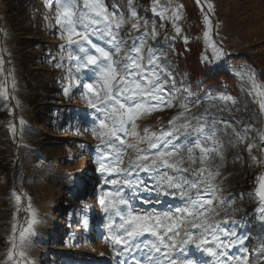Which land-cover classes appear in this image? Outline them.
<instances>
[{
	"label": "snow or ice",
	"instance_id": "snow-or-ice-1",
	"mask_svg": "<svg viewBox=\"0 0 264 264\" xmlns=\"http://www.w3.org/2000/svg\"><path fill=\"white\" fill-rule=\"evenodd\" d=\"M132 5L133 0H128V18L133 19L132 29L139 33L135 36L131 32L120 35L126 19L123 9L116 4L109 11L102 0H55L56 22L60 26L58 35L64 42L58 47L62 56L67 54L66 68L63 62L55 65L65 68L64 79L69 83L64 87V94L68 96L70 89L82 85L85 90L82 99L87 101L92 115L99 121L98 127L91 129L100 139L96 146L100 154L97 157L99 171L102 175L116 177L106 180L113 186V191L105 193L107 198L100 200L105 213L104 226L114 242V256L139 253L138 257L133 255L135 264H251L248 255L244 254L247 252L246 238L235 230L238 221L227 220V213L224 221H220L217 217L223 201L213 205L219 172L212 170L211 158L219 155L221 147L215 122L208 124L206 118L193 117L196 121L193 123L186 118L187 104H181L184 111L169 120L167 129L138 131L137 118L161 107H171L178 90L168 89L171 73L165 75L166 65L160 63L156 50L149 47L145 55L148 37L156 35L155 27L149 31L148 23L144 21V31L140 32L141 21ZM208 7L211 9L212 6ZM153 11H156L155 6ZM159 15L165 18L163 11ZM179 18L177 9L171 19L177 21ZM204 20L206 25L210 24L207 15ZM179 31L176 27V32ZM204 37L213 56L205 55L202 61L206 64L218 62L223 50L211 41L210 28L205 30ZM236 75L243 82L242 89L258 106L259 114L264 115V83L258 82L252 72L241 70ZM185 92L191 94L187 89ZM219 99L232 104L237 102L228 95H221ZM250 127L247 125L243 133H236L241 142L247 139ZM258 136L262 144L249 143L250 154L254 146L264 151V131L258 132ZM127 137L136 142L127 143ZM142 143L147 147H138ZM127 149H132L129 155L134 159L123 168L115 167L122 163ZM252 159L257 157L252 156ZM185 163L188 167L183 166ZM197 163L200 167H195ZM139 173L145 174L153 183L149 185ZM256 185L255 196L261 202V214L264 215V173L256 177ZM142 192L149 195L144 197ZM153 192L156 193L155 203H161L159 196L162 193L178 198L181 204L169 205L164 211L138 210L137 200L150 204ZM16 200L19 202V195ZM28 211L32 217L29 227L21 226L18 242L14 236L8 251L9 258L16 264H32L21 250L28 242L27 235L31 234L30 226L35 218L30 206ZM229 223L232 228L227 227ZM13 232H17L16 225H13ZM146 234L153 239H141ZM237 244L240 254L233 255L231 249ZM197 252L200 257L210 259L197 257ZM260 257L264 258V250ZM116 264H128V261L117 259Z\"/></svg>",
	"mask_w": 264,
	"mask_h": 264
},
{
	"label": "rangeland",
	"instance_id": "rangeland-1",
	"mask_svg": "<svg viewBox=\"0 0 264 264\" xmlns=\"http://www.w3.org/2000/svg\"><path fill=\"white\" fill-rule=\"evenodd\" d=\"M102 2L107 5L109 11L113 10V4H116L118 8L123 9L126 23L123 24L120 35H124L128 32H131L134 36L139 34L136 30L132 29V23L134 22L133 19L128 18V0H102ZM52 3L55 7V0H52ZM197 3V9L200 11V16L207 15L208 20L210 21V24L208 25H206L205 20L204 25L203 22H200L201 28L199 31V41L202 47L203 56L206 55L209 58L213 56L212 48L208 46V43L204 37V32L208 28H210L211 41L215 43L218 49L223 50L221 59L218 62L209 64L218 65L221 61L224 60V58H228L233 54L240 53L247 55L249 57H252L255 62H257V64L261 66L262 73H260L261 80L263 81L260 80L257 72L253 71L252 67L249 65L246 66L242 63L239 65V68L236 69V66L238 64L233 65L232 63H230V60L229 65L234 68L233 71L235 72V74L241 70L252 72L255 74L256 80L258 82L264 83V0H199V2ZM208 5L212 6L211 9H209ZM132 6L137 9V18L141 21L140 32L144 31V21H147L149 31L153 29V26L155 27L156 35L155 37H148L146 46L144 48L145 55H147L149 47L156 50L157 55L160 56V63L166 65L167 72L165 73V75L167 76L168 72L171 73V76L168 77V89L170 91L178 90L175 91L176 98L173 101V105L171 107H161L159 110L147 112L138 117L135 121L138 126V131L142 132L144 128H148L150 132H160L162 129H167L169 127V120L184 111V109L181 107V104H187L188 114L186 118L192 120L193 117H197V113H199V111L201 110V103L206 105L212 104L217 101V97L213 94L208 93L205 94L202 99L198 100L192 95L189 97L188 94L182 93L179 84L176 82V74L170 70V63L165 59L164 55L161 54V50L167 45L169 36L174 38L177 36L183 39L187 37L188 40H194L196 37L190 32V30H186L184 28V25L186 23L180 9L179 0H144L140 2L138 1L137 3L135 2ZM154 6L156 7L155 12L153 11ZM177 9H179L180 11V18L179 20L174 21L173 19H171V17L172 13ZM161 11H163L164 13V19H162L159 15ZM13 13L14 12H11L9 14L8 25L6 24V35H8V37L12 35V41H16L20 37L39 39V36L37 35L39 34L38 30H34V32L27 28L28 19H22L20 18L19 14L13 15ZM53 14L55 16L54 20H56L55 8L53 10ZM33 19H35V16L33 17ZM54 23L57 24L56 21H54ZM171 27H179V35H176V31H174ZM59 31L60 26L57 24V28L53 35L54 39H52L58 41L57 46L64 43L59 39ZM184 31L187 32V34H185ZM8 37L6 41L11 46V41L8 39ZM93 39L95 40L96 38L93 37ZM49 43H51V41H49ZM129 43H131V40H129ZM58 49L59 50L57 51L56 56H59L61 53V49L59 47ZM29 51L33 50L31 49ZM33 54L35 53L30 52V56ZM61 58L66 68L67 54L65 52L63 56L61 54V57L53 63V68H50L51 70L48 69V71L46 70L45 72L37 74L40 77V81L37 82V86L43 89H47L48 92H45L44 95H40L37 97L34 96L32 90H29V96H33L34 100H28L26 98L25 100H23L24 98L22 96V93L24 91L18 88L17 94L21 100L22 106L20 108H16L9 93V88L11 86L7 84V63L4 56H0V74H2V76L0 77V96L4 100L3 106L5 108H9L10 106L12 109L11 112L15 124V128L12 129V132L15 141L18 139H27L29 142L33 143L44 141L42 142L41 146H43L44 149L50 150L49 153L52 152V154H49V156L55 161L54 164L56 163V167H58V169H60L61 171L65 169L69 171L85 170L84 177L87 178L88 181L86 187L83 190L76 191L77 194H73V198L75 196V204L72 208H74V206L76 207V225H80V228H78L76 231V234L78 235L76 236V238H74L75 242H73V238H70V236L74 235V233L64 238L63 232L65 228H57L58 234L56 235H58L57 237L60 238L58 240L60 242H56V246L45 247L44 250L48 249L50 250V252L59 254L62 259L70 261L68 262V264H116L117 259H127L128 264H135L133 255H136L138 257L139 253L130 252L127 256H114V242L111 240V233H109L107 228L104 226L105 213L102 211L100 200L102 198H107L105 196V193L113 191V186L110 183H106V180L115 179L116 177L109 176L107 174L102 175L99 171L97 157L100 154L97 153L96 146L100 144V139L94 136L91 131L93 127H98L99 121L95 120L94 116L92 115L93 110L88 108L87 101L85 99H82V96L85 92L82 85L79 87H73L72 89H70L69 95L65 96L64 87L69 83L68 80L64 79V76L66 75L65 68H59L62 71L61 73V71L58 70L55 66L56 63L62 62ZM54 70H57L58 75L61 76L60 82L58 83L52 81L51 79L52 73L53 75L55 74ZM89 75L91 74L89 73ZM47 79L49 80V82L41 84V81L44 82ZM52 84L60 87L58 92L49 89ZM237 84L238 95L236 97H233L237 102L235 104H232L231 101L226 102L231 109V113L227 115V118L229 120L241 121L245 123H248V121L252 120L254 123L251 121V127L248 129L247 133L251 137H258V140H260L258 132L264 131V115L259 114L258 106L253 104L252 97L248 96L242 89L243 82L241 81L239 76ZM30 88H32L31 85ZM210 97H214L215 99H210ZM64 100L73 101L74 107H72L71 109L76 112V114H73V116H71L73 117V119H71L73 125L71 124L67 126L66 129L61 128L60 125L52 123L49 119L48 113H45V111H43L44 107L39 105L40 101H47V105L49 104L51 107H56L58 105H63ZM28 101H30L29 105H27ZM193 104L195 105L194 109H192V106H194ZM79 111L82 114H80ZM210 111L211 108H208L206 111V115L203 118L207 119L208 116L207 120H209L210 113H212V111ZM17 117H21L24 119L29 118L32 120V124L38 122L36 125L37 128L40 129V133L37 136L30 135L28 138H26V136L21 132L18 138L16 136V133L22 128H20L18 125ZM213 121L214 120H211L208 124L214 123ZM192 122L196 123L195 120H192ZM226 129L227 128H225L224 132L227 134L228 132ZM125 139L127 143L136 142L132 137H127ZM75 144L80 147L81 144H83L84 147L82 149H74L73 147ZM138 147L146 148L147 145L142 143L139 144ZM225 149V145L221 144V147L219 148V155H215L211 158V167L213 171H217V169L221 166ZM131 152L132 149H127L122 156V163L116 164L114 166L117 168L125 167L130 159H134V156L129 155ZM85 153H88L90 156V164L86 161L88 158L85 159ZM1 162L2 161H0V164L2 165L3 162ZM186 164L187 163H185V165ZM241 164L242 163H240V165ZM240 165L238 164L237 166ZM195 167H200V165L197 163ZM19 169L20 166L18 164H16V166L12 165V170L16 173ZM34 171L30 169L28 170L31 175H34V173L37 172L36 170ZM139 175L143 177V179L146 180L149 185L153 183V181L148 180V177L145 174L139 173ZM74 180L75 179L71 177L64 181L63 192L65 194H71L75 191L73 186ZM27 181L28 183L35 184L36 186L35 193L33 191L34 197L30 199L29 202H26V208L23 197H21L20 195V203L18 204L19 207L15 206L17 219L15 220L14 225H16L17 227V232L13 234L7 245H11L10 248L12 247V240L14 236L16 237L18 242L19 235L17 237L16 234L18 233L21 226L25 224V226H23L24 228L29 227V221L32 220V217L28 211L30 206L31 210H33L35 213V218L30 226L31 234L27 235L28 242L21 250L26 253V258L32 261V257H37V250L42 249L40 240L38 239V234L40 233V231H43L42 229H44L42 226L43 224L41 225L40 223L41 219H37L36 217L35 208L40 207L42 211L49 212L48 209L50 205L48 204L47 200L49 199V195L51 193H56V196H60L62 192L58 191L60 187H58L57 185L47 187V184H40L39 180L31 181L30 179H28ZM59 190H62V188H60ZM141 195L147 197L149 194L147 192H142ZM151 199L153 202L150 204H144L142 201L137 200L136 208L138 210L155 209L158 211H164L167 209L166 207H164V204L171 206L181 204V201L178 198L165 196L162 193L159 196V200L161 201V203H155V192L151 194ZM86 204L88 206V209L85 207ZM81 209L83 212V216L81 214ZM26 211L27 214L25 213ZM25 218H27V223L24 222ZM85 221H87V223H85ZM72 223L73 221L71 222V224ZM2 224L3 222L0 220V227L2 226ZM80 229L81 231H79ZM141 239L151 240L153 238L146 234V236L142 237ZM64 243L70 244V246L65 247ZM75 243L77 244V246ZM249 243L251 247L256 248L255 254L257 258H260V252L263 250L261 246L264 244V227L261 228V230L255 235H253L251 239H249ZM192 248L195 252L196 250L194 246H192ZM237 249H240V246L236 245V247L233 249V255L240 254L239 250L237 251ZM98 254L100 255L99 257ZM248 254L249 252L245 253V255ZM196 255L199 258L207 259L206 256L200 257V254L198 252L196 253ZM4 264H16V262L14 260H11L8 256Z\"/></svg>",
	"mask_w": 264,
	"mask_h": 264
},
{
	"label": "trees",
	"instance_id": "trees-1",
	"mask_svg": "<svg viewBox=\"0 0 264 264\" xmlns=\"http://www.w3.org/2000/svg\"><path fill=\"white\" fill-rule=\"evenodd\" d=\"M133 1L137 3L144 0ZM179 5L186 23L184 28L190 30L196 37L194 40L187 39L185 41V39L177 36L175 38L169 36L167 45L161 50V54L170 63V70L176 74V82L179 83L184 93L188 94L185 92L187 89L191 93L190 95L198 98H202L208 93L217 97V101L212 104L201 103L202 109L200 110V113L204 115L207 109L211 108L210 120H214L216 131L219 132L218 139L226 147L223 162L217 169L219 172V176L215 180L217 195L213 205L215 206L221 200L223 201V207L220 209V216L217 219L224 221V214L227 213V220L238 221L235 230L246 238V245L251 236L252 228L259 222H264V215L261 214L262 205L254 192L257 186L256 177L263 173L264 151H261L260 147L254 146L251 154L249 153L248 144L261 145V141L258 140V137H251L247 133V139L241 142L236 133H243L247 125L251 126L252 120L248 123L227 121L226 116L221 114L222 111L230 114L231 109L228 103L220 100L219 97L221 95L230 97L238 95V76L233 71L234 68L229 65V60L233 65L238 64L236 69L242 63L251 66L253 71L257 72L260 80L261 66L252 57L240 53L224 58L218 65L204 63L202 61L203 51L199 41V31L201 28L200 22H203L204 25L205 16H200L196 0H179ZM54 8L52 0H0V56H4L10 72L11 98L16 108L22 106L17 94L18 88L24 91L22 93L23 100L25 98L28 100L33 99V96H29V90H32L34 96L37 97L48 92L47 89L37 86V82L40 81L37 74L48 71V69L51 70L53 63L61 57V53L56 56L59 50L58 41L52 40L57 28V24L54 23L56 21L53 14ZM11 12H14L13 15L19 14L22 19H28L27 28L32 31L38 30L39 34H36L39 39L20 37L18 40L12 41V35L10 37L6 35V26ZM34 16L35 19H33ZM172 29L176 31V27ZM176 35L179 34L176 32ZM7 37L11 41V46L6 41ZM30 48L33 51H29ZM30 52L35 54L30 56ZM61 61L63 62L62 58ZM54 71L55 74L52 73L51 79L58 83L61 76L58 75L57 70ZM1 76L2 74H0ZM46 82H49V80L41 81V84ZM30 85L32 88H30ZM59 88V86L52 84L49 89L58 92ZM29 102L27 105L30 104ZM46 102L40 101L39 105L44 107L43 111L48 113L50 121L66 129L72 123L71 116L75 114V111L71 109L74 107V102L64 100L63 105L56 107H51ZM3 104L4 100L0 96V161L3 162L2 165L0 164V220L3 222L0 227V264H4L9 256L8 251L11 245H7V243L13 234V225L17 219L15 206L19 207L18 204L20 203V200L17 202L16 195H21L25 204L34 197L36 186L28 183V179L31 181L39 180L40 184H47V187L57 185L62 188V190L58 189L62 192L60 196H56V193L49 195V199H47L50 205L49 212L42 211L40 207L35 208L36 217L41 219L40 223L43 224L44 229L38 234L42 249L37 250V257H32L33 264H60V262H64V259L53 252L44 250V248L60 242L58 241L60 238L56 235L58 234L57 228L64 227L67 230L64 238L71 232L75 234V231L80 228V225H76V207L72 208L75 202L71 200L68 193L63 192V186L65 179L73 176L74 173H80L82 170L69 171L65 169L61 171L58 169L56 163L54 164L55 161L49 156L52 152L49 153L50 150L41 146L44 141L39 143L29 142L27 139L15 141L12 132V129L15 128L12 109L10 106L5 108ZM17 121L19 127L22 128L16 133L18 138L21 132L26 138L30 135L37 136L40 133V129L36 125L38 122L32 124L31 119L21 117H17ZM225 128H227V134L224 132ZM83 147L84 145L80 147L75 144L73 148L82 149ZM252 156L257 157V159L253 160ZM87 158L89 156L85 155V159ZM88 162H90L89 159ZM240 163L242 164L240 165ZM16 164L21 169L17 173L12 170V165L16 166ZM238 164L240 166H237ZM29 169L37 172L31 175L28 172ZM25 207L27 208V204ZM25 213L27 214V211ZM24 222L27 223V218L24 219ZM227 227L232 228L233 225L229 223ZM18 235L19 231L17 237ZM66 245L64 244V246ZM248 257L252 261L251 264H264V258L255 260L252 255H248Z\"/></svg>",
	"mask_w": 264,
	"mask_h": 264
},
{
	"label": "water",
	"instance_id": "water-1",
	"mask_svg": "<svg viewBox=\"0 0 264 264\" xmlns=\"http://www.w3.org/2000/svg\"><path fill=\"white\" fill-rule=\"evenodd\" d=\"M9 72H7V76H8Z\"/></svg>",
	"mask_w": 264,
	"mask_h": 264
}]
</instances>
